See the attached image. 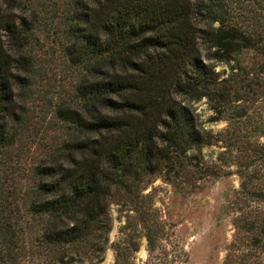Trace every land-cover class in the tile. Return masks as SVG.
Instances as JSON below:
<instances>
[{
    "label": "trees",
    "instance_id": "obj_1",
    "mask_svg": "<svg viewBox=\"0 0 264 264\" xmlns=\"http://www.w3.org/2000/svg\"><path fill=\"white\" fill-rule=\"evenodd\" d=\"M29 4L0 0V148L34 123L40 16ZM50 6L78 71L72 94L50 103L57 131L28 173L22 204L9 207L0 189V264H100L114 204L143 229L145 264H174L165 222L145 190L157 178L196 190L216 175L213 165L199 166V153L219 142L240 177L227 198L234 234L221 264H264V0ZM203 99L227 122L217 134L198 122L192 105ZM128 235L113 244L114 264H139L141 243Z\"/></svg>",
    "mask_w": 264,
    "mask_h": 264
},
{
    "label": "rangeland",
    "instance_id": "obj_2",
    "mask_svg": "<svg viewBox=\"0 0 264 264\" xmlns=\"http://www.w3.org/2000/svg\"><path fill=\"white\" fill-rule=\"evenodd\" d=\"M39 14V22L34 40V54L37 58V79L32 89L35 96L33 105L34 123L21 140L8 148H0V189L4 202L9 207L22 204L21 196L30 184L29 172L47 153L57 126L53 125L49 112L50 103L60 96H69L74 91L75 75L78 69L71 65L64 55L61 44L60 18H51L47 8L55 0H29ZM61 1V8L67 0ZM31 8L28 12H31ZM17 14H24L16 9ZM207 52H204L206 57ZM218 70L229 72L226 65L216 66ZM200 126L215 134L226 127L225 120H215L217 114L203 99L193 103ZM221 142L203 148L199 153L203 165H213L215 176H205L199 180V187L186 191L183 186H175L157 178L145 193L152 195L151 202L159 209L166 225V240L163 245L171 255L176 256L174 264H221L226 246L232 241L234 227L233 214L226 208L227 198L240 186L238 166L229 154H223ZM209 172V171H208ZM3 195H1L2 197ZM1 199V198H0ZM114 217L110 233V246L100 264H114L113 244L125 236L139 240L141 248L137 252V262L145 264L148 259L147 240L134 213L124 210L121 205H112ZM129 216L127 230H123ZM172 258V257H171Z\"/></svg>",
    "mask_w": 264,
    "mask_h": 264
}]
</instances>
